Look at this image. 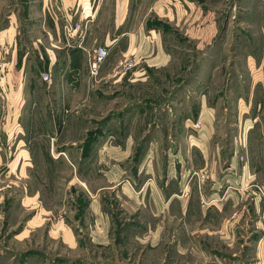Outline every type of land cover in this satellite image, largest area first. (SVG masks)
Here are the masks:
<instances>
[{"label": "rangeland", "instance_id": "obj_1", "mask_svg": "<svg viewBox=\"0 0 264 264\" xmlns=\"http://www.w3.org/2000/svg\"><path fill=\"white\" fill-rule=\"evenodd\" d=\"M23 4L0 0V62L54 27L51 13L64 36L54 0H27V14ZM72 9L92 15L84 24L100 38L120 31V17L123 30L160 32L170 66L143 81L90 76L89 91L87 73L74 90L62 70L52 84L38 72L20 93L0 67V264H264L259 214L241 227L213 214L224 203L214 177L264 159V0H75Z\"/></svg>", "mask_w": 264, "mask_h": 264}, {"label": "crops", "instance_id": "obj_2", "mask_svg": "<svg viewBox=\"0 0 264 264\" xmlns=\"http://www.w3.org/2000/svg\"><path fill=\"white\" fill-rule=\"evenodd\" d=\"M26 2L27 0H22V3L25 4H23V14H27ZM54 2L55 6L57 5L58 10H61L62 12V20L63 18L65 20L67 15L73 16L74 20L77 22L82 20L84 21L85 19L93 20L91 18L92 15L90 13H86L85 10L82 13L80 12L79 17H77L79 9H77L75 13L71 11L73 10L72 8L75 0H61L62 7L58 6L59 0H54ZM51 16L53 18L52 23L54 22L58 24V22L61 21L57 13L54 15L51 13ZM47 20L48 19L45 18V23H47ZM124 22L125 19L120 17V21L117 26L120 31L113 33L112 35L110 32H108L103 38H100V36L97 35L95 31H93V28L88 32V26L86 24L87 35L82 41V45L87 49L104 45L110 50L109 56L101 69L100 76L96 78L97 83L119 78L125 74V72H132L133 75L137 77V80L143 81L149 77L153 71L169 69L171 55L166 50L163 41H161L160 32H155L152 28H150L149 35H146L141 30L137 32H133L132 30H123L122 24ZM56 24V27H49L43 36H37L36 40L33 41L31 45H26L25 49H23V47L19 49L17 47V40L15 39V47L13 49L9 48L5 50V53H10L9 60L0 62V67L2 66L5 72L7 71V82L9 83V88H11L12 93H20L22 92V86L23 89L26 87L28 88L37 81H40L38 77L39 73L40 75L45 72L50 73L51 80L48 82L52 84L55 82L56 71L59 70H62L64 74L67 75L66 85L69 88L75 90V86H78L81 81H84L82 79L83 73H87L88 79V83L86 82L83 85L84 88L87 87L88 91L92 88L90 85L91 75L88 65L89 56L87 50L79 46V43L81 42L80 37L68 42L65 36H61L59 27H57ZM45 27L46 26H44V28ZM14 30V26H8L5 28V32L9 35L8 42L11 43V46L13 43V38L10 37V35L13 36L12 32H14ZM20 44L22 46V43ZM128 59L134 61V67L129 71L120 70L122 66L121 62ZM40 78L45 80L42 76ZM28 81L30 82L29 84ZM1 88L0 104L2 102L1 97L5 96L3 95V84L1 85ZM204 102L205 101L202 100L200 106L202 105L204 107ZM260 103H262V100ZM259 115L262 116L261 121L264 123V112L262 111ZM206 117H208V115H206V109H202L200 121H203L204 119L207 120ZM203 129L205 128L201 127L200 130ZM252 158H254V156ZM251 161L252 162H247L244 164L241 163L240 165L243 168H241L240 171L238 170L239 172L234 170V164L231 163L229 168L232 174L228 175L226 178L220 175L214 177L213 187L215 194L213 195H216V199L219 200L218 202L224 200V203L217 205L218 209H214L213 214L216 211V214L218 215H220L221 212H226L228 215L226 218L228 227L243 226L244 224L242 219H244V217L251 216L253 213L256 215L259 214V216H257V220L254 221L253 227H264V199L259 194L257 188H255V185L257 184L264 186V159L260 160V162L263 161L262 163H256L254 159ZM252 173L256 175L253 176ZM243 183L244 185L252 184L254 186L250 187L248 192V187L244 188L240 192H236V190L241 189L233 190L229 188L238 187L239 185L242 186ZM227 186H229V189H227L225 192ZM131 188L133 190H131ZM125 190L133 197H137V195L132 192L134 191L132 183H129V186L126 187ZM176 197H179V195L176 193L173 194L169 199V202H172ZM203 201L205 204H207L205 197H203ZM196 205V213H198V211H200L199 202H197ZM158 206L162 207V203H159ZM257 252L259 254H264V248L260 245Z\"/></svg>", "mask_w": 264, "mask_h": 264}, {"label": "built area", "instance_id": "obj_3", "mask_svg": "<svg viewBox=\"0 0 264 264\" xmlns=\"http://www.w3.org/2000/svg\"><path fill=\"white\" fill-rule=\"evenodd\" d=\"M63 31L64 36L68 42H71L73 39L80 37L81 42L79 43L80 47H83L88 52L89 60V72L91 77H98L103 65L105 64L110 50L107 46L99 45L90 49H87L85 46L82 45V41L84 40L85 36L87 35V26L84 24V21H75L73 16L67 15L64 20L63 24ZM122 68L125 71H129L134 67V61L128 59L126 61L121 62ZM1 69H0V80L3 78L1 76ZM43 79L50 81L51 74L48 72L42 73ZM259 194L264 199V186L263 185H255Z\"/></svg>", "mask_w": 264, "mask_h": 264}]
</instances>
